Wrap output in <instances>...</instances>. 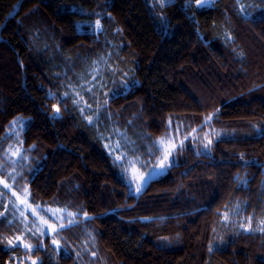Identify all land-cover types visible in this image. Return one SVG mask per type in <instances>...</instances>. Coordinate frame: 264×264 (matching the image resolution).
Instances as JSON below:
<instances>
[{"label": "trees", "instance_id": "16d2710c", "mask_svg": "<svg viewBox=\"0 0 264 264\" xmlns=\"http://www.w3.org/2000/svg\"><path fill=\"white\" fill-rule=\"evenodd\" d=\"M239 4L258 7L245 15ZM239 4L214 0L198 8L195 0L187 7L173 0L159 7L164 29L148 0H0V149L13 117L30 118L21 133L29 201L80 213L56 235L59 248L48 235L32 251L7 244L24 233L32 244L41 240L0 196V264H29V257L42 264H264L257 225L264 219V0ZM97 14L102 30H77ZM93 60L100 63L92 81L121 94L89 125L67 86L81 85V74L89 80ZM125 73L137 82L126 89ZM86 88L81 95L94 109ZM106 89L96 88L101 100ZM54 103L61 108L55 119ZM214 109L198 129L220 133L210 154L187 144L141 192L129 187L105 145L120 143L117 153L147 161L138 163L144 171L155 163L159 152L149 156V148L169 121L190 131ZM248 219L252 230L241 227Z\"/></svg>", "mask_w": 264, "mask_h": 264}, {"label": "snow or ice", "instance_id": "6c2138e0", "mask_svg": "<svg viewBox=\"0 0 264 264\" xmlns=\"http://www.w3.org/2000/svg\"><path fill=\"white\" fill-rule=\"evenodd\" d=\"M170 0H159V6L161 8L165 7ZM190 3H192V0H185V7H187ZM211 3V0H195L196 6L203 7L204 5H208ZM239 4V0H238ZM249 7L256 8L258 7L255 4H239V11L244 12L245 15H250V13L247 12V9ZM259 7H264V5H261ZM111 14H109L110 16ZM160 16V22L161 25L164 27V29L167 28V17L166 15L161 12L159 14ZM81 24L87 25L90 29L94 28L97 32L102 30V24H101V19H100V14H97V18L94 22L89 21H83L77 24V30H82ZM230 35V34H229ZM239 55H243V53H239ZM100 60H104L106 63V58L103 56L100 57ZM100 60H93L92 64L96 65V68H91L89 69L90 73V78L89 80H84L83 74H81V85H72L69 84L67 87L70 89L71 93H74L76 99L73 100V104L76 106H80L79 110L83 118L86 120V122L91 125L100 119V115L102 114V111L104 108H106L109 103L110 99L121 94L119 90L117 89H106V83L101 80H96L92 81V77H96L98 75L97 69L99 68V63ZM128 76V73H125L124 76L121 77L120 79V84L124 86V88H129L133 86L135 83H137L134 80L131 79H125V77ZM87 85L86 91L92 93L95 96L96 99V104L95 108L93 109V105L88 104L86 101H84L83 96L81 95L80 88L84 87ZM96 88L99 89H106L103 92V100L100 99V96L96 92ZM70 95L69 91H65L61 95V103L63 99H66ZM48 96L52 99H56V93L53 92L52 90H49ZM52 112L51 116L53 119L58 118L61 114V108L59 104H52L51 105ZM66 110V106H65ZM92 110L94 112L93 115H84L86 111ZM219 111V109H214L212 112H209L203 117V120L201 122V125H197L196 128L192 129V133L195 134L198 129L206 123H210L211 120L215 117L216 113ZM111 116V113H109V117ZM30 118H25L22 116L18 117H13L12 121H10V126L8 128V131L10 133H14L17 137H19L26 127V123ZM182 123H178L174 129L171 127V121H169V129L170 131H166L161 137L156 138L152 142L154 145L153 148H149V156L155 155V153L158 151L161 153L160 156L157 157V161L154 164H148V166L145 168L144 171H140L138 168H136L134 165L135 163L141 164V166H144L147 164V161L141 160L139 157H136L134 160L131 158L127 157L126 152H120L119 155H116L114 157V163L116 164H123L125 159L128 160V164L133 165L131 170L128 167H124L121 169L122 174L126 177H128V184L129 187L131 185H135L136 187V192L139 193L143 190L144 185L148 182V180L152 177L158 176L163 174L173 163L174 160V152L178 148H182L184 144V140L187 139V135L184 137V139L177 140L176 136L179 134V132L183 128ZM256 127V126H254ZM116 131V130H114ZM258 131L260 132L261 135H264V128H258ZM118 135L123 136L124 133L117 131ZM220 133L216 132L214 129H210L208 133L205 134V142L203 143V149L202 153L205 155L210 154L209 149L213 143L212 139L210 137L212 136H219ZM101 138H105L103 134H101ZM107 139H110L111 137L108 136L106 137ZM192 138L195 140L198 137L195 135L192 136ZM22 144V141H20ZM127 143H134L133 141H127ZM106 147L110 148V151H119V149L123 146L120 143H117L114 147L111 145H105ZM134 151L135 149H131ZM11 153V156L9 157L10 159L12 157L16 158H23L27 159V157H23L22 150L20 147H16L15 150H12L11 146L9 149L5 152V156H8V153ZM199 154V153H198ZM14 163L16 161H13ZM13 170L9 169V173H11ZM15 178V177H13ZM0 184L4 186L5 189L7 188H12V184H8L5 181V178L3 175H0ZM16 195V201L18 203L15 204V207L17 209L23 208L24 211L20 212V217L25 225V231L29 232L34 238L40 239L41 242L38 244H31V243H24V247L27 249H30L32 251H35L37 248H42L43 247V239L47 238L48 235H52L53 239L51 241L52 245L56 246L59 248L61 246V241L59 239H56V235L68 228V227H73L78 223L76 220V217L80 215V213L77 212H72L69 211L67 206L61 208V207H56L53 208L50 205H44L41 203H36V204H31L29 203V190L27 186H24V192L23 196L20 194H15ZM6 214V213H5ZM29 216L31 219H29ZM84 217H88L89 214L87 212L83 213ZM141 219H151L150 217H141ZM55 221V222H53ZM66 221V223H65ZM31 223L33 226V229H28L27 225ZM259 224L261 225V231H264V219L259 221ZM241 227L245 229L251 230V224H243ZM163 239H167V237H164ZM21 241V236L17 235L15 238H8L7 239V244L9 246H19L18 242ZM212 243L210 242V248L213 247ZM29 259L32 260V264H42V261L39 260V258H33L29 257Z\"/></svg>", "mask_w": 264, "mask_h": 264}, {"label": "rangeland", "instance_id": "374dc122", "mask_svg": "<svg viewBox=\"0 0 264 264\" xmlns=\"http://www.w3.org/2000/svg\"><path fill=\"white\" fill-rule=\"evenodd\" d=\"M173 1V0H170V2ZM214 0H211V3L208 4V5H204V6H210L212 3H213ZM149 2V5L150 7L155 10V9H158L157 10V13L158 15L162 12L159 11V0H148ZM196 5V4H195ZM18 117V116H17ZM10 126V124H9ZM171 127L172 129H174L176 127V125H174L173 123H171ZM9 128V127H8ZM212 129V128H209L208 125L205 126V129L203 130L202 133H200L199 131H197L195 134L192 133V130L190 131H186L184 128H182V130L179 132V134L176 136V139L177 140H180V139H184V137L187 135V139L184 140V144H183V147L184 148L187 144H190V145H193L194 147H196L197 145V149L198 151H202L203 149V143L205 142L204 138H205V134L209 132V130ZM170 131V129L168 130ZM195 135L196 137H198L197 139H193L192 136ZM212 139V141H214V138H216V136H212L210 137ZM20 141H22V134L17 137L14 133H10L7 129V132H6V136H5V144L4 146H2V148L0 149V175H3L4 178H5V181L8 183V184H12L13 187L12 188H7L5 189L4 186L2 184H0V196H5L7 198H9L8 202V207L10 208L11 212L13 213L14 217H16V219H20L21 220V217H20V212L24 211L23 208H19L17 209L15 207V204L18 203V201H16V195L15 194H20L21 196H23V192H24V186L26 185V182L24 180V176L25 175H22L24 174V168L27 166V164H29V159H23V158H16V157H12L11 159L9 158L11 156V153L9 152L8 153V156H5V152L9 149V147L11 146L12 150H15L16 147H20L21 150H22V154H23V157H27L26 155V152L23 148V145L20 143ZM23 142V141H22ZM116 144L113 145V147L115 146ZM182 148H178L175 152H174V160H173V163H176L179 161V156H178V151L181 152L182 151ZM111 152H114V155H119L120 153H117V151H111ZM161 153L159 152V154L157 155L160 156ZM181 155V154H180ZM157 157L155 158V163L157 161ZM13 161H16L15 163ZM172 163V164H173ZM122 165V168L124 167H128L130 170L132 168L133 165H130L128 164V161L126 163H123L121 164ZM136 168H138L140 171H143L141 168H139L138 166V163H135L134 165ZM34 169H33V172L39 167V165L37 164L36 166H33ZM9 169H12L13 171L11 173H9ZM167 171V170H166ZM165 171V172H166ZM164 172V173H165ZM163 173V174H164ZM162 175V174H161ZM161 175H158V176H155V177H152L148 180V182L151 180V179H154V178H157ZM15 177V178H13ZM128 178V177H127ZM128 182V180H127ZM147 182V183H148ZM146 183V184H147ZM146 184L144 185V187L146 186ZM27 186V185H26ZM143 187V188H144ZM135 193L136 192V187L135 185H131L130 187ZM29 203H31L29 201ZM32 204V203H31ZM34 205V204H33ZM29 219H31V217L29 216ZM22 222V220H21ZM55 222V221H53ZM66 223V221H65ZM252 224V220L251 219H248L247 222H245L244 224ZM23 224V222H22ZM24 225V224H23ZM257 225H259V223L257 222ZM25 226V225H24ZM27 227L29 229H33V226L31 223H29L27 225ZM253 228H251L252 230ZM246 230H249V229H246ZM94 237V240L96 241V237L95 235H93ZM24 243H31L29 240H27L25 238V233L24 235L21 237V241L18 242V244L24 246ZM32 244V243H31ZM29 264H32V260L29 259Z\"/></svg>", "mask_w": 264, "mask_h": 264}]
</instances>
